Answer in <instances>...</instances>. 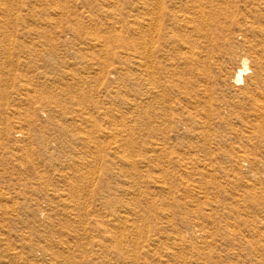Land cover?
Here are the masks:
<instances>
[{
  "label": "rangeland",
  "instance_id": "374dc122",
  "mask_svg": "<svg viewBox=\"0 0 264 264\" xmlns=\"http://www.w3.org/2000/svg\"><path fill=\"white\" fill-rule=\"evenodd\" d=\"M164 10L0 0V264H264V0Z\"/></svg>",
  "mask_w": 264,
  "mask_h": 264
},
{
  "label": "bare ground",
  "instance_id": "6f19581e",
  "mask_svg": "<svg viewBox=\"0 0 264 264\" xmlns=\"http://www.w3.org/2000/svg\"><path fill=\"white\" fill-rule=\"evenodd\" d=\"M146 3H147V9L150 11L149 12V15H148V18L146 19V23L148 25L147 29L149 30H152L155 28L156 26V20H160L163 16H165V4L167 2V0H145ZM172 1V0H171ZM149 7V8H148ZM204 21V20H203ZM144 22V21H143ZM146 25V26H147ZM208 28V27H207ZM148 39L145 38L144 42H143V52L144 53H137V54H134V63L137 67V69L139 70V72L145 76V86H146V90L144 92L145 95L148 96L149 99H151V95L153 94V92H155V89H156V86H155V66H154V62H152L150 59H146L145 61L143 60L144 59V55L146 57H150L153 50H152V44L150 42L151 39H153V35L152 33H148ZM191 60V59H190ZM247 58H242V63L244 65V67H240L236 74H235V80L237 82H241L243 81V75H245L247 72L246 70L248 69L247 67ZM54 82V81H53ZM133 94V93H132ZM144 96V95H143ZM84 109V108H83ZM38 111V110H37ZM43 107L39 108V112H43ZM150 112V111H149ZM129 113V112H128ZM130 113H133L132 111ZM151 114V113H150ZM90 115V114H89ZM135 116V115H134ZM79 122V121H78ZM18 132H21L22 134L25 133L23 132V127H19L18 129ZM112 137V136H111ZM115 142V141H114ZM101 147V145H99ZM115 146V144L113 145ZM121 151V150H120ZM88 152V151H87ZM86 153V152H85ZM90 153V152H89ZM121 153V152H120ZM76 154V153H75ZM88 154V153H87ZM123 154V153H122ZM91 155V154H90ZM124 156V155H123ZM97 157V156H96ZM125 157V156H124ZM122 158V157H121ZM122 160H124L122 158ZM101 161V160H100ZM76 164V163H75ZM78 169V168H77ZM80 170V169H79ZM83 170V169H82ZM86 170V169H85ZM70 172V171H69ZM81 172V171H80ZM99 172V171H98ZM82 173V172H81ZM85 174H88L90 179H92V181H94L96 179V173H94L93 171H87L85 172ZM98 174V173H97ZM64 175V174H63ZM67 175V174H65ZM82 175V174H81ZM129 177V176H128ZM67 178V177H66ZM72 179V178H71ZM70 180V179H69ZM130 183V182H129ZM258 183V182H257ZM74 185V184H73ZM78 189V188H77ZM91 190V189H89ZM135 190V189H134ZM138 190V189H137ZM73 192V191H72ZM76 192V191H75ZM134 194V193H133ZM137 196V195H136ZM134 201V199H133ZM130 205V204H129ZM68 208V206H67ZM130 208V207H128ZM131 209V208H130ZM15 211V210H14ZM123 224L126 225V223L128 222H131V219L128 217V216H123ZM120 219V220H121ZM115 221V220H114ZM121 222V221H120ZM120 224V223H119ZM123 224L122 227L124 226ZM121 225H118L117 224V227H120ZM121 227V228H122ZM128 228V227H127ZM115 229V228H114ZM130 229V228H129ZM111 230V229H110ZM137 230V229H136ZM135 230V231H136ZM115 231V230H114ZM118 232V235H114L113 234L111 236H109L113 241L115 240L117 242V244L123 245V231H117ZM116 232V233H117ZM135 234V232H134ZM139 234V233H138ZM139 236V235H138ZM139 239V237H137ZM127 240V239H126ZM138 242V241H137ZM114 243V242H113ZM137 244V243H136ZM116 245V244H115ZM119 247V246H118ZM135 247V246H134ZM119 249V248H118ZM119 253V252H118ZM136 257V256H135ZM132 258V257H131ZM130 263V262H129Z\"/></svg>",
  "mask_w": 264,
  "mask_h": 264
}]
</instances>
